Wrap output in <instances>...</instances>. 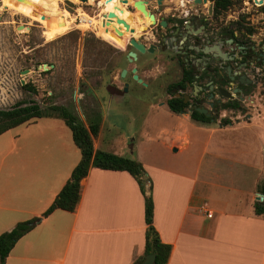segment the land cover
Listing matches in <instances>:
<instances>
[{
    "label": "crops",
    "instance_id": "obj_1",
    "mask_svg": "<svg viewBox=\"0 0 264 264\" xmlns=\"http://www.w3.org/2000/svg\"><path fill=\"white\" fill-rule=\"evenodd\" d=\"M195 125L207 135L203 151L211 143L215 160H229L231 170L208 171L201 158L194 166H151L119 148L107 152L143 164L151 224L170 245L166 264H264V211L253 210L256 201L264 204V123ZM99 135L98 123L94 150H102ZM78 159L69 128L55 115L0 133V233L39 217L4 264H133L142 255L144 197L126 171L89 167L74 210L41 216Z\"/></svg>",
    "mask_w": 264,
    "mask_h": 264
},
{
    "label": "rangeland",
    "instance_id": "obj_2",
    "mask_svg": "<svg viewBox=\"0 0 264 264\" xmlns=\"http://www.w3.org/2000/svg\"><path fill=\"white\" fill-rule=\"evenodd\" d=\"M87 1L54 0L56 10L48 14L30 0H0L8 5H0V43L4 44L0 48V109L16 101L34 102L43 113L54 116L51 106H63L84 124H100L97 143L102 150L119 148L151 166H194L201 158L208 171L231 170L229 160H215L211 143L203 151L204 131L185 115L158 105L163 94L151 97L150 91L133 88L121 96L120 49L113 45L121 38L119 25L102 23L101 12L110 10L94 7L102 0ZM112 13L119 15L116 9ZM82 14L96 15V24L85 28ZM105 27L108 30L102 33ZM147 74L153 78L155 68ZM25 83L33 89L23 87ZM183 139L188 140L187 146L173 150V143Z\"/></svg>",
    "mask_w": 264,
    "mask_h": 264
},
{
    "label": "flooded vegetation",
    "instance_id": "obj_3",
    "mask_svg": "<svg viewBox=\"0 0 264 264\" xmlns=\"http://www.w3.org/2000/svg\"><path fill=\"white\" fill-rule=\"evenodd\" d=\"M115 9L128 27L113 43L121 96L163 94L158 105L194 124L264 123V0H119Z\"/></svg>",
    "mask_w": 264,
    "mask_h": 264
},
{
    "label": "trees",
    "instance_id": "obj_4",
    "mask_svg": "<svg viewBox=\"0 0 264 264\" xmlns=\"http://www.w3.org/2000/svg\"><path fill=\"white\" fill-rule=\"evenodd\" d=\"M30 2L33 7L41 11L46 12L48 10V14L56 10L54 0H49V2L30 0ZM22 86L33 89L26 83ZM51 109L56 112L55 116L62 119L64 124L69 128L72 142L79 150V159L72 168L67 180L51 203L41 213V216L47 215L56 208L66 211L74 210L79 199L80 179L86 175L89 167L126 171L135 179L144 197L143 218L146 226L144 229L143 253L133 264H139L147 253L154 254L153 264H166L170 245L160 241L156 230L151 224L152 201L150 194H145L144 180L146 178L141 164L128 157L103 150H94L92 147V137L97 134L98 122L84 125L63 106L53 105ZM48 115L50 114L43 113L38 104L34 102L25 103L16 101L10 108L0 109V133L31 118ZM262 191L264 192V189ZM253 210L255 213L263 212L264 204L256 201ZM38 219L39 217H32L28 220L17 222L10 230L0 233V264H4L6 255L14 242L32 227V222Z\"/></svg>",
    "mask_w": 264,
    "mask_h": 264
},
{
    "label": "water",
    "instance_id": "obj_5",
    "mask_svg": "<svg viewBox=\"0 0 264 264\" xmlns=\"http://www.w3.org/2000/svg\"><path fill=\"white\" fill-rule=\"evenodd\" d=\"M81 2H86L87 0H79ZM105 1H108V0H105ZM104 17L106 18L104 20ZM101 18H102V23L103 24H109L112 21V18H115V23L120 25V27H124L125 29H127V25L124 23V21L122 19H119L117 18L112 12H107V13H103L101 14ZM150 19H151V16H150ZM22 27V26H19V28ZM117 30V29H116ZM133 43V42H132ZM134 44V43H133ZM136 46V45H135ZM138 49L142 50L141 47H138ZM27 69L23 70V72H26ZM132 71H134V69H132ZM133 78H136L135 74H133ZM174 150V149H173ZM263 195L261 196H257L256 199H259L260 197H262ZM34 222H32L31 224H33ZM153 261H154V254L153 253H147L143 256V259L141 260V262L139 264H153Z\"/></svg>",
    "mask_w": 264,
    "mask_h": 264
},
{
    "label": "bare ground",
    "instance_id": "obj_6",
    "mask_svg": "<svg viewBox=\"0 0 264 264\" xmlns=\"http://www.w3.org/2000/svg\"><path fill=\"white\" fill-rule=\"evenodd\" d=\"M118 1L119 0H108V1L104 0V2H103V0H102L101 3L103 2L102 3L103 5L101 6V8L102 9L110 8V10H111L113 8V6L115 5V3L118 2ZM97 4H98V2H97ZM3 7L6 8L7 4H3ZM61 16L62 15L60 13H56V17L57 18H61ZM95 17H96V15L94 17H89L86 14H82L80 16V20L84 23L85 28H88V27L90 28V26H94L96 24V22H97V19H95ZM104 19H106V18L104 17ZM105 29H106V27L104 29H102L101 32L104 33Z\"/></svg>",
    "mask_w": 264,
    "mask_h": 264
},
{
    "label": "built area",
    "instance_id": "obj_7",
    "mask_svg": "<svg viewBox=\"0 0 264 264\" xmlns=\"http://www.w3.org/2000/svg\"><path fill=\"white\" fill-rule=\"evenodd\" d=\"M259 199L261 200L262 198L260 197ZM207 215H209V214H207Z\"/></svg>",
    "mask_w": 264,
    "mask_h": 264
}]
</instances>
